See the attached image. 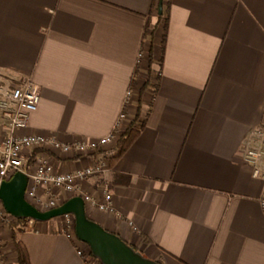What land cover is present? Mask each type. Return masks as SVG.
Wrapping results in <instances>:
<instances>
[{
  "label": "crops",
  "instance_id": "obj_1",
  "mask_svg": "<svg viewBox=\"0 0 264 264\" xmlns=\"http://www.w3.org/2000/svg\"><path fill=\"white\" fill-rule=\"evenodd\" d=\"M158 3L0 0V75L38 87L27 133L97 140L140 106L113 165L107 152L56 159L61 171L107 159L81 186L112 195L110 212L85 206L91 220L160 264H264V185L243 161L264 126V0H169L166 25ZM59 219L18 230L31 264H86ZM0 235V264H16L11 230Z\"/></svg>",
  "mask_w": 264,
  "mask_h": 264
},
{
  "label": "built area",
  "instance_id": "obj_2",
  "mask_svg": "<svg viewBox=\"0 0 264 264\" xmlns=\"http://www.w3.org/2000/svg\"><path fill=\"white\" fill-rule=\"evenodd\" d=\"M134 94V87H128L124 103H131ZM39 99L38 87L31 79L25 78L17 82L0 77V184L10 179L15 172L21 171L28 176L25 199L39 210L57 207L67 198L79 195L83 198L85 206L101 212L112 211V195L106 185L100 191L92 190L89 193L82 192L81 188L89 176L107 170V159L83 164L69 171L59 170L56 159L88 156L114 147L120 135L117 131L127 119L126 113L119 115L115 124L117 131L97 140L64 141L53 134L24 131L28 127L30 114L37 109ZM250 137L254 138L255 143L244 150L243 161L252 167L253 177L261 180L264 185V168L260 166L264 161V126L253 129ZM259 204L264 214V191ZM62 217L65 223L63 230L65 229L67 236L72 237L73 216L66 214ZM11 219L14 217L5 211L0 202V220L6 223ZM3 243L0 235V250ZM83 248L86 250L78 248L77 253L83 257L86 264H99L85 244Z\"/></svg>",
  "mask_w": 264,
  "mask_h": 264
},
{
  "label": "water",
  "instance_id": "obj_3",
  "mask_svg": "<svg viewBox=\"0 0 264 264\" xmlns=\"http://www.w3.org/2000/svg\"><path fill=\"white\" fill-rule=\"evenodd\" d=\"M161 12L159 4L158 13ZM28 176L15 172L10 179L0 184V202L5 211L17 219L48 221L70 214L74 219V234L85 244L91 255L100 264H160L157 260L144 256L125 242L119 235L107 231L91 220L85 212L83 198L71 196L57 207L39 210L25 199Z\"/></svg>",
  "mask_w": 264,
  "mask_h": 264
},
{
  "label": "trees",
  "instance_id": "obj_4",
  "mask_svg": "<svg viewBox=\"0 0 264 264\" xmlns=\"http://www.w3.org/2000/svg\"><path fill=\"white\" fill-rule=\"evenodd\" d=\"M168 2L169 0H159V3L157 4V11L159 8V4H161V12L160 14L157 13V23H162V25H166L167 19H168ZM148 27V25H147ZM4 76L8 77L7 75L3 74ZM152 84L154 85V82H151L149 80H145L139 89L140 93L138 96V103H140V95L145 90L147 86ZM143 118L141 117L140 113V106L138 105L137 110L135 111V114L130 120L128 126L121 132L117 139L116 146H114L109 152H107V157L109 160V165H113L114 162L128 149V147L133 143V141L137 138L139 134V127L143 123ZM139 125V127H137ZM14 224L18 227L17 230L12 228L11 230V242L12 247L14 250V253L16 255V264H31L29 260V256L27 253V250L24 246V244L18 239L17 233L18 230L21 229V224L25 223L26 221L30 219H16L14 218ZM65 231V229H64ZM66 232V231H65ZM134 248V247H133ZM137 250L136 248H134ZM90 253V251H89ZM1 254V253H0ZM3 258V255H0Z\"/></svg>",
  "mask_w": 264,
  "mask_h": 264
},
{
  "label": "rangeland",
  "instance_id": "obj_5",
  "mask_svg": "<svg viewBox=\"0 0 264 264\" xmlns=\"http://www.w3.org/2000/svg\"><path fill=\"white\" fill-rule=\"evenodd\" d=\"M0 77H6V76H4L3 74H1ZM20 81H21V80H17V82H20ZM152 82H153V81H152ZM150 85H152V84H150ZM135 93L137 94V97H138L140 91L137 90V91H135ZM137 127H139V125H137ZM118 137H119V136H118ZM118 137H117V139H118ZM116 143H117V140H116L114 146H116ZM112 148H113V147H112ZM112 148H111V149H112ZM111 149L107 148V149L104 150V151H105V152H109V151H107V150H111ZM87 164H89V163H87ZM28 221H29V220H28ZM28 221H26V222H28ZM58 224H59V226L61 227V229H63V227L65 226L64 219H63L62 216H61L60 219L58 220ZM23 225H24V223L21 224V226H23ZM0 227H2V228H7V229H10V230H12V228L17 229V226L14 224V220H13V219L7 221L6 223H5L4 220H0ZM71 235H72L73 240H74V241L76 242V244L78 245V248L83 249V250H86V249L83 248V247H84V244H83L82 242H80V241L77 240V238H76L74 232H72ZM3 242H4V241H3ZM4 245H5V242L3 243V246H4ZM92 257H93V256H92ZM93 258H94V257H93Z\"/></svg>",
  "mask_w": 264,
  "mask_h": 264
}]
</instances>
